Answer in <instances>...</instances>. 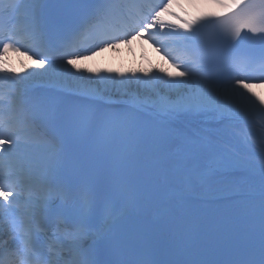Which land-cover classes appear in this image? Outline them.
<instances>
[{
  "label": "snow or ice",
  "instance_id": "1",
  "mask_svg": "<svg viewBox=\"0 0 264 264\" xmlns=\"http://www.w3.org/2000/svg\"><path fill=\"white\" fill-rule=\"evenodd\" d=\"M77 2L74 26L57 40L41 21L39 0H0V79L12 90L7 106L0 107V214L11 216L6 225L0 223V264H101L98 249L88 241L94 234L110 230L115 217L111 210L106 211L102 221L90 215L96 196L91 187L80 189L76 197L78 208L71 211L57 213L48 197L31 194L21 203L22 191L31 182L50 186L48 190L62 197L65 203L71 195L65 190L60 175L62 146L42 137L36 126L37 121L51 120L54 113L51 109L25 107L22 89L33 76L53 81L84 79L76 63L81 58L76 54L81 50L77 46L81 29H105L100 43H107L108 39H119L120 35L131 37L135 33V37H140L153 28L168 38L163 43L169 55L172 51L168 44L172 43L188 56L187 59L173 57L182 59L177 66L186 71L167 73L166 80L160 78L167 91L157 90L152 78L135 73L134 79L97 74L98 85L123 90L120 101L123 111L95 118L100 143L123 145L126 154L141 140L156 139L162 125H172L181 117L213 116L219 125L215 129L175 132L176 170L182 177H195L203 184H210L222 175L239 173L244 177L242 181H232L243 184L242 199L225 209L218 223L228 230L243 222L249 239L243 249L246 258L239 261L188 259L175 264H264V136L258 148H253L238 131L255 115L264 116V100L246 82L250 77L240 75V66L250 61L237 49L242 40L254 42L261 52L259 70L264 73V0H233V7L227 13L208 14L179 25L165 19L170 4L153 5L151 0ZM5 4L7 8L2 7ZM5 11L21 16L5 17ZM21 18L26 21L23 27L18 26ZM116 22L125 25L126 30L117 36H108L109 26ZM209 25L213 31L205 38L203 33ZM165 27L173 31L165 33L162 31ZM209 43L221 46V54L230 57L229 67L237 72L236 76L225 81L206 71L207 62L201 50ZM21 47L39 57L35 61L39 71L24 77L4 59V54L19 53ZM138 113L158 120L141 126L134 119ZM117 162L123 163V157H117ZM53 217L55 227L49 231ZM196 251L188 249L189 255Z\"/></svg>",
  "mask_w": 264,
  "mask_h": 264
},
{
  "label": "bare ground",
  "instance_id": "2",
  "mask_svg": "<svg viewBox=\"0 0 264 264\" xmlns=\"http://www.w3.org/2000/svg\"><path fill=\"white\" fill-rule=\"evenodd\" d=\"M185 8L187 10L188 15H190L191 19H195L198 16H206L208 14H213L216 12H220L221 10L226 9L227 4L233 2V0H185ZM226 6V7H225ZM139 51V47H134L131 52ZM130 51L126 50V54L122 55L118 60L116 59L115 53L113 56H109L108 60L102 62L101 59H97L95 63L88 62H79L77 65L82 70V75L84 77L83 80L76 81L74 79H59L65 85H73L74 87H78L79 89L90 90L91 92L103 94L105 97H112L116 94L123 96V90L118 91L115 88H105L102 85H98L95 81L98 79L97 74L101 76H109L112 75L116 79H134L132 76L133 73L142 76L144 78H152L154 80V86L157 90L167 91L163 87V81L160 79L161 77L166 80L168 79L167 73L176 74L178 71H175L172 68L167 66H163L158 61H153L155 65H152L149 60L145 57H135L131 54ZM155 56V55H154ZM121 59V60H120ZM15 61V60H14ZM14 65L17 67L19 75L21 77L27 76L30 72L39 71V67L31 63L30 61L22 60L14 62ZM95 65V66H93ZM88 69L91 72L87 71ZM163 70V71H161ZM123 74V75H121ZM80 75V74H78ZM33 78H40L39 76H33ZM46 78V77H45ZM90 78V79H89ZM31 79V78H30ZM52 80L50 78H46ZM252 91L256 93V96L260 99L264 97V83L259 84H250ZM133 90H135V86H133ZM94 93V94H95ZM175 125H184L186 126L187 131H195L198 129H215L219 127V125L208 119L206 115L204 116H196V117H181ZM172 125H164L166 129V136L170 137L175 135L177 130H182L181 128H177ZM185 131V130H183ZM177 144H174L171 147V150L177 151ZM244 177L241 175L237 180H243ZM189 191L193 194H198L206 198L204 201L200 200H186L175 202L174 207L176 211L181 213H196L201 214L204 212H208L209 215L206 217H202L197 221H194L188 225L181 227L178 230L180 233V237L173 241L177 246H184L193 241H203V240H211L213 237L226 230L220 226L218 221L220 218H215L221 211L224 213L225 209L229 206L238 203L242 199V189L243 184L235 183L232 187L226 188L222 191L211 192L203 188L200 185V182H195L193 188H188ZM239 193V197H228L230 194ZM158 213L160 215H168L169 212L167 210H159ZM243 222H239L237 225L242 224Z\"/></svg>",
  "mask_w": 264,
  "mask_h": 264
},
{
  "label": "rangeland",
  "instance_id": "3",
  "mask_svg": "<svg viewBox=\"0 0 264 264\" xmlns=\"http://www.w3.org/2000/svg\"><path fill=\"white\" fill-rule=\"evenodd\" d=\"M262 99L264 100V97Z\"/></svg>",
  "mask_w": 264,
  "mask_h": 264
}]
</instances>
